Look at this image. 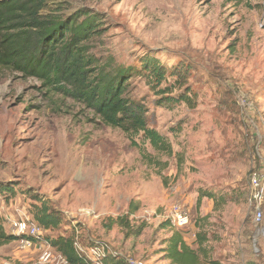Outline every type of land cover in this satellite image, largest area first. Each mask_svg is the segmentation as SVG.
Instances as JSON below:
<instances>
[{
  "label": "rangeland",
  "instance_id": "obj_1",
  "mask_svg": "<svg viewBox=\"0 0 264 264\" xmlns=\"http://www.w3.org/2000/svg\"><path fill=\"white\" fill-rule=\"evenodd\" d=\"M60 2L49 1L52 12ZM82 8L100 14L95 57L138 68L151 55L167 69H187L196 105L160 107L143 78L131 80L130 97L146 107L148 127L172 148V155L157 153L140 135L143 159L82 104L0 69V182L18 190L0 193L5 232L13 235L20 218L33 220L37 196L66 220L42 238L105 243L120 264H168L160 250L178 230L170 222L178 204L190 218L179 230L187 244L196 248L199 232L219 264H264V219L254 223L248 202L250 174H264V0H70L62 13ZM202 193L215 201L197 203ZM131 202L138 210L130 224L146 228L127 238L109 219L126 215ZM50 250L43 262L15 241L0 248V264H66Z\"/></svg>",
  "mask_w": 264,
  "mask_h": 264
},
{
  "label": "trees",
  "instance_id": "obj_2",
  "mask_svg": "<svg viewBox=\"0 0 264 264\" xmlns=\"http://www.w3.org/2000/svg\"><path fill=\"white\" fill-rule=\"evenodd\" d=\"M49 1L57 0H0V69L18 73L22 78H33L47 93L59 94L82 104L99 123L120 130L143 159H149V156L136 141L140 135L155 152L172 155L171 145L156 130L148 127V111L144 104L130 97L131 80L143 78L160 107L171 109L183 104L193 109L196 96L187 84V69H167L151 55L140 58L138 68L101 62L92 53L91 46L93 39L103 30L100 14L82 8L66 15L62 13L63 5L70 0H61L56 4V11L52 12ZM232 1L240 3L247 0ZM45 10L49 12L43 14ZM17 192L14 184L0 182L2 195L15 197ZM32 197L39 202L32 212L33 221L42 232L66 223L62 212L51 208L37 196ZM203 197L215 201V196L202 193L197 203ZM137 210V204L131 202L127 214L110 218V225L121 227L127 238L140 236L146 224L141 222L132 226L129 222V217ZM41 236L40 241L59 253L67 264H120L107 250L100 259L89 254L91 248L108 247L105 243L94 241L82 245L73 235ZM17 240L18 237L5 232L0 215V248ZM207 241L205 234L197 232L196 248H193L176 230L164 241L165 247L160 253L168 264H219L209 258L207 249L203 247Z\"/></svg>",
  "mask_w": 264,
  "mask_h": 264
},
{
  "label": "built area",
  "instance_id": "obj_3",
  "mask_svg": "<svg viewBox=\"0 0 264 264\" xmlns=\"http://www.w3.org/2000/svg\"><path fill=\"white\" fill-rule=\"evenodd\" d=\"M248 202L254 212L253 221L258 225L264 219V174L260 172H253L249 176ZM170 222L172 226L178 230H182L189 226L190 218L187 210L178 204H174L170 214ZM41 231L38 225L27 217L25 219L20 218L13 223V235L18 237L17 242L19 247L22 250H36L40 253L39 258L41 261L49 262L52 259L51 250L49 246L40 241L39 237ZM76 249L79 250L77 245ZM106 250L108 254H111L107 246L91 248L89 249V254L96 259H100L104 256ZM122 264L147 263L141 259L126 258Z\"/></svg>",
  "mask_w": 264,
  "mask_h": 264
}]
</instances>
